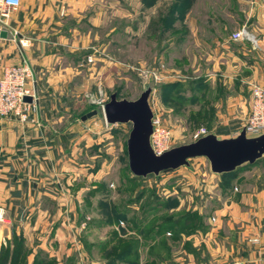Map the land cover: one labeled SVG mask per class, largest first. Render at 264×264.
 Masks as SVG:
<instances>
[{
	"label": "rangeland",
	"instance_id": "obj_1",
	"mask_svg": "<svg viewBox=\"0 0 264 264\" xmlns=\"http://www.w3.org/2000/svg\"><path fill=\"white\" fill-rule=\"evenodd\" d=\"M132 1L108 0L107 27H83L90 43L76 45L72 53L76 77L70 81L77 90L70 96L73 107L55 109L57 133L71 124L82 130L74 149L57 156L60 187L76 203L77 220L66 221L75 251L59 261L48 237L44 238L47 247L36 250L33 239L27 244L24 239L28 264L36 254L59 264H121L119 252L125 247L129 249L124 261L129 264H223L217 262L220 256L210 255L211 248L229 250L239 231L252 224L258 235L264 229L263 223L255 224L248 216L243 219L254 208L243 198L251 196L253 203L256 196L252 188L239 189L248 182H254L258 192L264 187V156L230 175L211 173L208 161L200 157L190 159L188 168L134 177L126 152L131 124L107 125L102 107L95 103L101 99L107 103L113 93L117 100L133 101L150 86L148 103L169 134V149L194 142L200 130L222 136L241 130L250 113V89L263 86L250 67L264 54L257 46L264 39V6L258 0H245L251 9L246 17L231 0H185L191 3L186 12L170 15L168 10L179 2L170 0L151 16L142 3L137 8ZM198 12L206 20L221 19L227 38L245 29L256 44L227 41L235 60L219 59L212 44L221 39L213 35L216 30H202L205 46L196 44L197 30L190 23ZM21 51L30 53L31 47ZM101 68L100 75L90 76L91 70ZM93 110L96 116L81 120ZM257 164H263L260 170L248 174ZM97 186L101 191L88 196ZM63 223L55 222V228ZM257 234L253 239L258 240Z\"/></svg>",
	"mask_w": 264,
	"mask_h": 264
},
{
	"label": "crops",
	"instance_id": "obj_2",
	"mask_svg": "<svg viewBox=\"0 0 264 264\" xmlns=\"http://www.w3.org/2000/svg\"><path fill=\"white\" fill-rule=\"evenodd\" d=\"M151 1L152 4L147 8L152 16L160 9V5H165L170 0ZM231 1L240 7L244 16L251 15V9L245 5V0ZM132 3L137 8H142L141 0H133ZM110 11L115 12L114 9ZM225 12L229 15L227 10ZM108 13V0H20L18 10L10 16V28L17 32L18 38L26 41L31 51L23 53L18 44L11 40V34L6 38L2 37L0 78L5 66L27 62L34 73L33 87L37 93V109L29 115L26 123H21L15 118L0 119V209L4 212L6 221L0 224V246L15 234L21 235L25 244L33 239L36 243L35 250L38 247H47L44 238L48 237L46 241H53L51 246L55 247V253L59 254V261L63 260V254L68 258V255L75 251L74 248L71 251L74 235L66 228V221L69 222L73 218L77 220L78 214L73 213V210L76 211V203L74 197H66L63 187H60L61 174L57 167V156L63 150L70 152V149H74L82 130L79 126L71 124L57 133L55 109L59 106L63 109L73 107L74 102L70 96L77 90L73 80L70 81L73 76L76 77L72 68V53L76 45L90 43L89 35L84 32L83 27L86 25L89 29L106 28ZM199 13L196 20L190 23V27L197 30V46H205L200 39L202 30H216L213 35H218L221 39H214V53L220 55L219 59L226 57L228 61L230 58L234 61L235 54L228 49L226 43L235 41L231 40V36L227 38V34L222 32L226 29L224 22L215 16L206 20L205 16H200ZM257 42L258 49L261 50L262 46L264 52V39ZM235 43L243 44L248 41ZM259 55V61L251 66L250 70L255 80L264 86V64H261L264 54ZM102 71L104 68L98 72L91 70L90 76L96 73L100 75ZM57 94L60 98H57ZM234 133L236 132L228 136L216 135L220 138H230ZM262 165H255L247 173L258 172ZM56 182L59 184H55ZM255 185L254 182H248L239 187L240 190L252 188V195L256 196L253 203L251 196L248 199L243 198L244 202L247 201V204L250 203L254 207L243 214V219L248 216L249 221L264 224V187L258 192L259 189ZM61 220H64V226L60 225L56 229L55 222ZM254 226L252 224L247 230L239 231L235 245L229 250L216 251L211 248L210 255L214 259L220 256L217 262L223 264H264V229L259 231L258 235ZM256 234L258 240L253 239ZM38 238H41V243L36 242ZM254 241L257 244H252Z\"/></svg>",
	"mask_w": 264,
	"mask_h": 264
},
{
	"label": "water",
	"instance_id": "obj_3",
	"mask_svg": "<svg viewBox=\"0 0 264 264\" xmlns=\"http://www.w3.org/2000/svg\"><path fill=\"white\" fill-rule=\"evenodd\" d=\"M6 32L0 34L6 38ZM151 92L147 86L140 96L133 101L117 100L116 94L109 96V101L102 106V115L109 126L131 124L126 140L128 169L134 177L145 178L158 176L181 167H189V160L205 158L210 172L216 175L229 174L243 165H254L264 156V132L254 138H247L244 129L230 138H220L214 133L206 134L194 142L174 147L157 156L150 145L153 113L148 103ZM30 102V98H24ZM97 115L93 110L81 120Z\"/></svg>",
	"mask_w": 264,
	"mask_h": 264
},
{
	"label": "built area",
	"instance_id": "obj_4",
	"mask_svg": "<svg viewBox=\"0 0 264 264\" xmlns=\"http://www.w3.org/2000/svg\"><path fill=\"white\" fill-rule=\"evenodd\" d=\"M258 1L264 6V0ZM19 6L20 0H0V34L6 32V37L11 34V40L23 50L28 47L26 41L18 38L17 32L12 30L8 23L10 16L18 10ZM231 40L235 42L247 40L255 43L254 37L245 29L234 32L231 35ZM91 61L92 59L89 57L87 63H91ZM33 77V71L25 61L3 68L0 78V119L15 118L21 123H26L29 115L36 111L37 93L33 87ZM250 90V113L241 129H244L247 138H254L264 132V86L253 85ZM24 98H30L31 101L25 102ZM103 102L104 99H101L95 103L102 107ZM238 132L234 133L232 137L237 136ZM204 135H206L205 131L200 130L195 134L194 139L197 140ZM169 140L168 132L163 128L159 119L153 116L150 137L153 153L159 156L168 151ZM0 223H6L1 209Z\"/></svg>",
	"mask_w": 264,
	"mask_h": 264
},
{
	"label": "trees",
	"instance_id": "obj_5",
	"mask_svg": "<svg viewBox=\"0 0 264 264\" xmlns=\"http://www.w3.org/2000/svg\"><path fill=\"white\" fill-rule=\"evenodd\" d=\"M178 1L179 2H177L172 8L168 10V13H170V15H172L171 13L172 11L177 13H183L184 11L186 12L188 7L191 6V3L189 1H185V0H178ZM141 2L144 7H148L149 5L152 4L151 0H141ZM169 23H171L170 20ZM92 108L94 109V107ZM234 172L223 175H230L233 174ZM99 191H101V187L97 186L96 188H94V190H91L89 192L88 196H93L96 192ZM128 249H129L128 247H125L119 252L120 261L118 262H120L121 264H129L124 261V256L126 255ZM28 255L29 252L25 248L24 239L21 235L13 234L10 239L5 240V244H1L0 246V264H28L27 263ZM31 264H59V263H57L56 260L54 259H49V258L44 259L42 256H39V254H36Z\"/></svg>",
	"mask_w": 264,
	"mask_h": 264
}]
</instances>
